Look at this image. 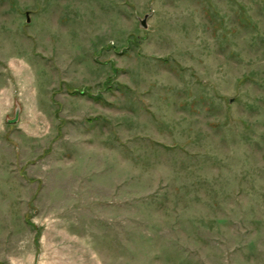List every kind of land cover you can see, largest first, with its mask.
Listing matches in <instances>:
<instances>
[{
    "label": "rangeland",
    "instance_id": "1",
    "mask_svg": "<svg viewBox=\"0 0 264 264\" xmlns=\"http://www.w3.org/2000/svg\"><path fill=\"white\" fill-rule=\"evenodd\" d=\"M0 264H264V0H0Z\"/></svg>",
    "mask_w": 264,
    "mask_h": 264
},
{
    "label": "water",
    "instance_id": "2",
    "mask_svg": "<svg viewBox=\"0 0 264 264\" xmlns=\"http://www.w3.org/2000/svg\"><path fill=\"white\" fill-rule=\"evenodd\" d=\"M28 21H30L29 18H28ZM141 24L143 26H146V18L141 21ZM19 113H20V109H17L15 117L13 119H9V122L10 123H14V122L18 121V119H19Z\"/></svg>",
    "mask_w": 264,
    "mask_h": 264
}]
</instances>
